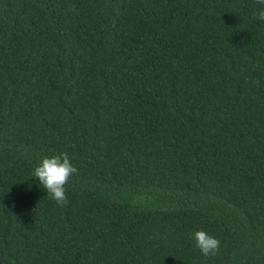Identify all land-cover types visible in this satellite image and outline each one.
<instances>
[{
  "label": "trees",
  "instance_id": "obj_1",
  "mask_svg": "<svg viewBox=\"0 0 264 264\" xmlns=\"http://www.w3.org/2000/svg\"><path fill=\"white\" fill-rule=\"evenodd\" d=\"M261 7L0 0V264H264Z\"/></svg>",
  "mask_w": 264,
  "mask_h": 264
},
{
  "label": "clouds",
  "instance_id": "obj_2",
  "mask_svg": "<svg viewBox=\"0 0 264 264\" xmlns=\"http://www.w3.org/2000/svg\"><path fill=\"white\" fill-rule=\"evenodd\" d=\"M262 6L255 14V18L264 20V0H256ZM78 169L71 163L67 153H60L43 157L33 169V177L43 186L47 195L53 199L57 205L63 207L68 203L65 185L68 184L73 174ZM196 248L200 253L208 257L219 252L220 241L203 230H197L192 234Z\"/></svg>",
  "mask_w": 264,
  "mask_h": 264
}]
</instances>
